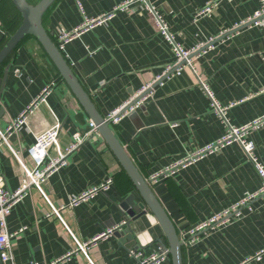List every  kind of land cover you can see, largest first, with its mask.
<instances>
[{"label":"crops","instance_id":"0c3cea01","mask_svg":"<svg viewBox=\"0 0 264 264\" xmlns=\"http://www.w3.org/2000/svg\"><path fill=\"white\" fill-rule=\"evenodd\" d=\"M35 4L38 0H28ZM127 0H54L42 17L53 41L61 28L71 30L84 18L96 17ZM213 0H146L162 15L175 41L185 48L211 42L193 66L214 98L228 106L230 124L240 126L264 113V24L247 25L224 36L254 14L260 0H215L208 13L195 14ZM21 14L11 0H0V50L18 28ZM222 36H224L222 38ZM62 54L95 109L104 117L127 101L143 85L174 65L170 44L159 33L142 5L119 11L112 18L83 31L65 44ZM0 130L14 120L47 84L46 104L28 115L27 122L0 146V174L5 187L14 191L26 181L22 165L35 167L29 148L35 135L60 122L58 143L69 145L72 135L84 133L92 122L58 70L32 35H26L0 64ZM111 128L140 174L147 179L173 162L215 142L226 132L212 112L197 76L185 68L155 85L144 104ZM248 139L254 154L264 163V127ZM52 156L55 152L50 151ZM111 178L105 190L70 206L72 199ZM148 182V181H147ZM170 217L182 242L183 264H239L264 248V202L254 200L251 209L209 227L190 243L184 235L256 191L261 179L242 146L233 142L199 158L167 177L148 182ZM134 186L102 136L92 133L45 178L40 189L30 186L5 217L9 232L25 226L11 239L15 264H136V258L120 239L117 229L129 223L135 246L144 254L167 247L155 216L131 219L120 206ZM58 208V215L52 213ZM111 233L102 235L109 229ZM95 238V239H94ZM94 241L86 255L73 252L75 240ZM69 256H66V254ZM161 264H171L170 256ZM249 264H264L260 260Z\"/></svg>","mask_w":264,"mask_h":264},{"label":"built area","instance_id":"2783aa9c","mask_svg":"<svg viewBox=\"0 0 264 264\" xmlns=\"http://www.w3.org/2000/svg\"><path fill=\"white\" fill-rule=\"evenodd\" d=\"M261 6L258 10L254 12L252 16L243 20L240 24L235 26L232 29H225L222 34L227 36L232 34L240 27L247 25H259L264 24V0H260ZM140 5L144 6L147 12L150 14L151 20L154 24L156 30L163 35L165 40L170 44L171 51L175 57L174 65L165 66L161 75H158L156 78L145 85H143L139 90H137L127 101L119 105L118 107L112 109L104 120L109 123V125H115L120 122L125 116L136 111L140 108L144 101L149 96L153 87L159 83H161L165 78L171 75L180 74L181 71L185 68H189L198 79V82L201 84L204 89L207 97L210 99L212 112L219 118V120L225 124L226 132L223 136H221L215 142L209 143L202 148H199L192 154L179 159L173 162L170 166L165 168L164 170L151 175L147 181L152 183L155 182L159 177H167L173 174L175 171L179 170L190 164L191 162L202 158L208 154H211L218 149L231 144L233 142L239 143L244 152L253 162L254 167L261 179V184L259 188L254 192H247L244 196L235 204L230 206L229 208L224 209L221 213L216 214L211 217L209 220L204 221L195 227L190 228L184 235H186V241L190 243L196 242L199 237L206 232V230L212 227L215 224L227 222L232 215H240V210L244 207H248L251 209V203L254 200H261L264 202V163L258 161L254 154V144L252 141L248 139L249 134L257 129L264 127V113L260 116L254 118L253 120L242 124L240 126H235L229 123L226 117V111L228 106L221 105L213 96L212 92L209 90L206 82L202 80V78L198 75L197 71L193 66L192 57L194 55H199L202 51H204L207 47L213 45L211 42L206 46V43H198L193 48H185L181 44L175 41L173 34L169 31L166 22L164 21L162 15L156 10L155 7L146 3V0H127L110 10L107 13L100 14L96 17L92 18H84V21L71 30H67L61 28L55 35V44L58 49L62 52L66 43H68L72 38L80 35L83 31L92 28L98 24L103 23L104 21L112 18L119 11H125L130 9L132 5ZM217 2L215 0L210 1L207 5L195 14V17L202 14L210 12L215 6ZM222 36V38L224 37ZM51 85L47 84L42 88L40 93L31 101L29 104L20 112V114L12 120L4 131L0 130V146L8 145V137L12 134L14 130L21 128L27 122L28 115L34 112V110L40 106L41 104H46V99L48 94L51 91ZM89 129L84 133L76 132L72 135L71 142L68 146L61 149L58 143V135L60 131V122L55 119L53 124L46 128L45 130L37 133L35 135V142L29 148V152L32 155V158L35 161V167L33 169H27L24 165H22L24 173L26 175V181L19 188L14 191H9L5 187L3 176L0 174V261L2 264H15L12 254V244L11 239L26 230V227H20L14 232H9L5 226V217L10 213L12 207L19 202L21 198L26 194V190L30 186H35L40 189V184L56 171L60 166L65 163L66 157L75 151L83 142L86 140L90 134L96 133L97 129L93 122L89 123ZM54 151L55 155L52 156L50 151ZM112 182L111 178H107L100 185L90 188L87 191L81 193L80 195L74 197L70 202V206L77 204L80 201L86 200L87 198L92 197L96 192L105 190L108 185ZM53 207V206H52ZM58 208L53 207L54 214L58 215ZM125 221L122 222L124 224ZM114 229H109L106 232L102 233V235L111 233ZM95 239V238H94ZM94 239L89 240L88 242L80 243L75 240L76 247L73 252H82L86 255V250L88 246L94 241ZM71 252L66 254L67 257ZM131 253L136 258V264H161L169 257L168 247H163L160 252H152L149 254H144L137 249H131ZM264 255V248L260 249L254 255L246 257L239 264H249L254 260H260L261 256ZM63 258L58 260H53L49 262V264H59ZM31 264H38V262L33 261Z\"/></svg>","mask_w":264,"mask_h":264},{"label":"water","instance_id":"95a60500","mask_svg":"<svg viewBox=\"0 0 264 264\" xmlns=\"http://www.w3.org/2000/svg\"><path fill=\"white\" fill-rule=\"evenodd\" d=\"M54 0H38L35 4H31L28 0H11L15 8L21 14L22 20L18 28L10 35L6 43L0 50V64L6 56L17 46V44L26 35L34 36L56 69L60 77L66 82L72 93L75 95L81 106L91 118L96 126L98 133L102 136L110 150L117 158L121 167L124 169L128 177L133 183L134 193L126 196L120 206L125 211L126 217L136 219L149 210L157 219L162 227L171 264H183L182 262V242L170 217L156 198L149 183L140 174L133 161L125 151L123 145L115 136L111 126L106 122L101 114L97 112L87 92L82 88L76 78L72 68L58 49L48 33L42 25V17L45 11L50 7ZM4 82V76L0 80V84ZM133 113V112H132ZM125 228L117 229L114 232L120 241L128 247L135 246V238L129 223L123 224ZM0 264L1 261H0Z\"/></svg>","mask_w":264,"mask_h":264},{"label":"trees","instance_id":"16d2710c","mask_svg":"<svg viewBox=\"0 0 264 264\" xmlns=\"http://www.w3.org/2000/svg\"><path fill=\"white\" fill-rule=\"evenodd\" d=\"M5 59H6V58H5ZM5 59H4V60H5ZM4 60H3V61H4ZM2 63H3V62H2Z\"/></svg>","mask_w":264,"mask_h":264}]
</instances>
